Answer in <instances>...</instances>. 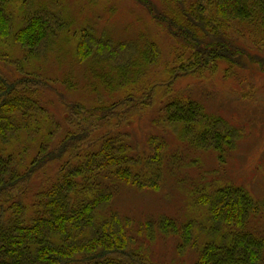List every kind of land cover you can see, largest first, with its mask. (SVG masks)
<instances>
[{"label":"trees","instance_id":"trees-1","mask_svg":"<svg viewBox=\"0 0 264 264\" xmlns=\"http://www.w3.org/2000/svg\"><path fill=\"white\" fill-rule=\"evenodd\" d=\"M128 1L173 40L164 81L153 78L163 51L150 35L77 28L65 0H0V264H167L151 252L157 232L193 264H264V197L246 185L195 190L203 217L183 222L161 213L137 223L115 206L121 186L161 189L170 136L226 162L244 132L175 84L221 65L264 72V0ZM68 41L87 86L106 90L94 87L92 102L70 96L73 69L66 92L47 74ZM156 104L159 130L140 138L136 123Z\"/></svg>","mask_w":264,"mask_h":264},{"label":"rangeland","instance_id":"rangeland-1","mask_svg":"<svg viewBox=\"0 0 264 264\" xmlns=\"http://www.w3.org/2000/svg\"><path fill=\"white\" fill-rule=\"evenodd\" d=\"M65 2L77 28L90 23L99 31L107 30L117 39L140 33L155 38L162 48L163 61L158 66V75L153 78L163 81L168 79V74L164 71L168 61L172 60L173 40L162 28L151 22V18L139 6L128 0ZM72 50L73 42L68 41L62 45L57 52L60 58L57 59L55 54L51 56L50 64L46 66L47 74L53 81L58 80L59 90L66 92L61 80L73 69L79 89L70 96L86 103L92 102L97 95L93 93L94 87L103 94H106V90L100 82L94 84L92 89L87 86L85 68L75 63ZM161 89L158 90L159 96L164 92ZM175 91L198 98L209 111L225 116L241 128L243 136L225 163H220L212 151L190 147L170 136L166 156L167 173L161 189L157 192H137L121 186L115 206L123 213L133 216L137 223L145 220V216H157L161 213L173 214L183 222L192 217H203L204 211L196 203L195 193L207 185L210 187L233 182L246 185L256 196L264 197V72L235 69L227 75L225 66L221 65L216 73H208L204 79L193 76L179 79L175 84ZM56 105L52 104L55 110ZM157 110L158 105H153L136 123L140 138L144 139L147 134H154L159 130L151 122ZM257 229L264 231L263 219L257 221ZM175 238H167L157 232L156 240L151 245L153 257L167 264H179L184 259L186 264H193V252H188L184 257L180 256Z\"/></svg>","mask_w":264,"mask_h":264}]
</instances>
